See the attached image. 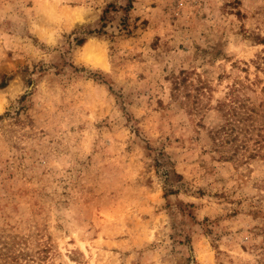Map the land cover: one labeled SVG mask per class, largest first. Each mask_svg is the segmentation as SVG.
I'll return each mask as SVG.
<instances>
[{
	"label": "rangeland",
	"instance_id": "1",
	"mask_svg": "<svg viewBox=\"0 0 264 264\" xmlns=\"http://www.w3.org/2000/svg\"><path fill=\"white\" fill-rule=\"evenodd\" d=\"M0 264H264V0H0Z\"/></svg>",
	"mask_w": 264,
	"mask_h": 264
},
{
	"label": "bare ground",
	"instance_id": "2",
	"mask_svg": "<svg viewBox=\"0 0 264 264\" xmlns=\"http://www.w3.org/2000/svg\"><path fill=\"white\" fill-rule=\"evenodd\" d=\"M101 48H103V46H101ZM102 50L103 49L97 48L94 45L93 40L91 39V41L88 40V42H86L84 44V51L83 50L82 51L84 52L85 56H84V54H82V56H83V58L86 57L87 59L91 60V62L103 63L104 62V58H105V56H104L105 54L102 53L103 52ZM94 65H96V64H94ZM105 66H106V64H105Z\"/></svg>",
	"mask_w": 264,
	"mask_h": 264
},
{
	"label": "trees",
	"instance_id": "3",
	"mask_svg": "<svg viewBox=\"0 0 264 264\" xmlns=\"http://www.w3.org/2000/svg\"><path fill=\"white\" fill-rule=\"evenodd\" d=\"M81 42H83V39L78 40V43H81Z\"/></svg>",
	"mask_w": 264,
	"mask_h": 264
}]
</instances>
